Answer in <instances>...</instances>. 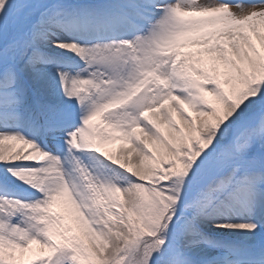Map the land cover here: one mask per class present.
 <instances>
[{"label": "snow or ice", "instance_id": "snow-or-ice-1", "mask_svg": "<svg viewBox=\"0 0 264 264\" xmlns=\"http://www.w3.org/2000/svg\"><path fill=\"white\" fill-rule=\"evenodd\" d=\"M0 264H264V0H0Z\"/></svg>", "mask_w": 264, "mask_h": 264}, {"label": "bare ground", "instance_id": "bare-ground-1", "mask_svg": "<svg viewBox=\"0 0 264 264\" xmlns=\"http://www.w3.org/2000/svg\"><path fill=\"white\" fill-rule=\"evenodd\" d=\"M234 10L237 11V9L234 8ZM119 147V145H115V146H112L113 150L117 149Z\"/></svg>", "mask_w": 264, "mask_h": 264}]
</instances>
